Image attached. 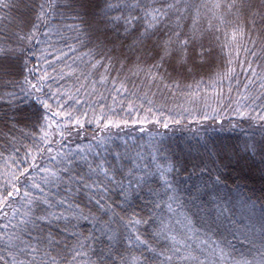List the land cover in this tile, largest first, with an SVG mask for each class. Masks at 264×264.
<instances>
[{"label":"snow or ice","instance_id":"obj_1","mask_svg":"<svg viewBox=\"0 0 264 264\" xmlns=\"http://www.w3.org/2000/svg\"><path fill=\"white\" fill-rule=\"evenodd\" d=\"M13 7L0 0V264H264V245L252 259L236 258L203 238L210 239L215 222L212 201L203 197L214 196L229 167L217 163L215 144L197 140L214 167H202L191 185L192 172L179 159L107 155L113 128L154 122L167 129L188 120L199 129L200 121L222 122L227 115L233 127L231 118L239 117L258 129L261 139L245 142L243 159L258 160L264 174V62L257 63L264 60V2L226 6L243 10L249 32L226 20L220 4L195 0H33L27 18L12 16ZM202 13L215 17L225 35L216 53L224 68L207 81L195 79L197 60L213 56L197 27ZM252 32L259 34V55ZM245 37L251 47L243 50L253 59L244 61L249 75L236 82L233 97L232 51ZM225 82L227 104L221 105ZM145 88L178 92L189 105L204 100V110L165 113L148 100L141 116L132 98L147 99ZM209 90L215 95H201ZM105 93L113 105L127 99L125 112H136V119L105 111ZM86 122L98 132L84 142ZM181 171L188 180L178 179ZM250 204L254 209L255 201ZM260 228L264 234V197Z\"/></svg>","mask_w":264,"mask_h":264},{"label":"trees","instance_id":"obj_2","mask_svg":"<svg viewBox=\"0 0 264 264\" xmlns=\"http://www.w3.org/2000/svg\"><path fill=\"white\" fill-rule=\"evenodd\" d=\"M14 5L11 10L12 16L21 15L27 18L30 15V9L25 7L31 5L33 0H9ZM61 3H70L71 0H60ZM193 2V0H190ZM198 3H218L221 8L218 12H222L226 20L231 21L233 24H240L244 27L246 32H249L248 26L245 24V14L243 10L237 13L236 9L227 8L229 4H235L239 6L241 3H252L259 5L264 0H195ZM4 14H8V10H4ZM68 23L73 21L69 20ZM185 23L190 24L188 20ZM209 23L217 25L215 29L209 27ZM197 27L203 33V42L207 45L210 42L213 45V56L208 60H197V63L202 65L198 74L195 75V79L199 80L201 77L205 81L209 76L217 71H221L224 68L225 60L216 55L220 51L221 43L225 42L224 28L219 26L215 17L204 15L197 21ZM257 43V52L259 55V34L258 32L251 33ZM230 38V30H229ZM239 47H234L232 51V64L234 69V75L236 81L233 83L232 96L235 97L236 82H243L245 77L249 75L247 71V64L244 62L246 59L251 60L252 57L247 56L243 50L245 47L250 48L251 44L247 42V37L238 40ZM228 47L225 46L223 56H228ZM215 61V63H213ZM264 62V60H258L257 63ZM255 67V65H254ZM259 71V69H257ZM17 80L22 82V77H16ZM192 82L191 78L188 80ZM257 87V94L259 92ZM144 92L147 93V99L143 96L140 99L132 98V103L136 108V111L140 112L143 116L145 110L150 107L148 100H151L156 106H163L165 113H174L178 110L183 111L186 108L191 107L196 111H203L205 101L197 99L195 103L189 105L185 103V98L178 92L169 93L166 89L163 91H157L155 88L152 91H148L146 88ZM224 99L220 101L221 105L227 104V82L224 87ZM209 97L215 94L209 90L208 93L201 94ZM106 99L102 102L106 105L105 111L108 108L114 109V113L117 114L114 118H128L129 114L132 119H136V112L127 110V99L123 96L118 98L117 104L113 105L112 98L105 93ZM90 103L96 105L97 101L93 100ZM207 103L215 106L214 100H208ZM123 105V107H121ZM89 112L88 119H91L92 110L85 108ZM96 114H100V109L96 107ZM111 114V113H110ZM186 114V113H185ZM2 115V111H0ZM229 117L226 115L224 121L213 123L212 121H200L201 127L197 129L192 122L188 120H182L179 124L169 123V127L164 129L161 125H156L154 122L148 124H129L127 126L122 125L120 129L113 128L111 131L112 141L107 145L109 148L108 158L111 159V155L115 152L134 154L136 152H142L147 155L152 152L160 159L165 156L179 159L184 166L192 172L191 179L188 180L186 173L181 171L178 179L188 180L189 185L198 183V177L201 176L200 169L204 166L214 167L212 161L214 157H209L207 152L197 143L199 138H204L208 141L211 147L215 144V149L218 150L219 159L224 160L229 164L227 169H224V183L219 186L213 197L204 196V200H211L208 205V210L212 214V218L215 221L213 223V231L209 236L203 237L209 240V244H219L221 247L228 251H231L236 258H239L237 254H243L244 256L252 259L256 257L258 252L264 245V234L261 233V198L264 197V174L260 171L259 161L255 164L244 163L245 153L243 151L246 141H251L254 138L256 141L261 139L258 129L252 125L247 119H241L239 117H232L231 119L236 122V126L233 127L228 123ZM223 123V130L220 129V124ZM144 127L145 132H140L139 129ZM98 132V128L95 123H85L84 133L79 139L87 142ZM148 132H152L153 136L150 138ZM156 133H162L164 135L158 136ZM198 133V134H197ZM133 137L135 139H133ZM75 142L77 137L70 138ZM127 141V143H125ZM74 150V149H73ZM215 156V153H214ZM231 159V163H230ZM240 163L237 164L236 161ZM195 166V171L193 168ZM250 201H255L256 206L253 209ZM0 223H3V218L0 217Z\"/></svg>","mask_w":264,"mask_h":264}]
</instances>
